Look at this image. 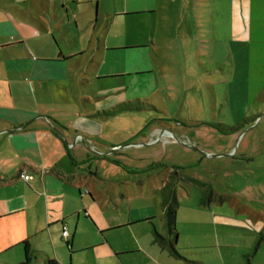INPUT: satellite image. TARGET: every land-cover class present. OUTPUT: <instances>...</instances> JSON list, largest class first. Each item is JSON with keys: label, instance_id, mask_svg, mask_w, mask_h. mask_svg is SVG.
<instances>
[{"label": "rangeland", "instance_id": "obj_1", "mask_svg": "<svg viewBox=\"0 0 264 264\" xmlns=\"http://www.w3.org/2000/svg\"><path fill=\"white\" fill-rule=\"evenodd\" d=\"M63 1L71 22L77 18L81 27L77 29L74 23L69 25L64 21L60 25L63 36L67 44H82L90 58L85 57L75 70L74 76L80 83L69 89L70 82L57 94L60 102L49 98L50 92V95L46 93L47 107L56 117L72 120V127L82 131L77 138L84 142L88 137L94 148L107 143L116 146L142 142L120 151L118 158L117 153L112 154L113 159H103L102 155L91 157L88 167L93 164L92 171L97 175L89 187L104 196L111 195L108 190L115 188L120 193H128L131 208L118 194L116 198L122 206L111 205L112 210L108 215L103 214V218L92 208L99 220L98 230L80 219L77 231L73 232L72 228L75 236L72 264H112L115 259H118L115 263L146 264L144 256L159 249V241H152L158 237L154 226L162 235L166 221L161 194L168 174L164 164L181 166L187 162L188 152L181 135L188 137L190 143H194L193 140L208 142L210 147L220 149L215 154L228 153L218 145L229 137L214 126H232L245 117H257L241 131L253 126L246 131L248 136L264 137V42L260 35L254 34L251 39L234 36L233 0H93L91 5L90 0ZM53 5L48 8L47 3L38 2L31 9L45 15L46 10L54 12ZM124 5L140 13L111 24L109 14ZM55 10L63 13L61 3ZM259 18L252 24L256 30L264 25ZM242 21L238 24L237 20L238 29L245 28V18ZM54 33L60 35L57 29ZM99 39L109 48L124 44L146 47L107 51L93 59ZM80 53L82 51L77 50L76 54ZM132 57H139L141 61L132 62ZM124 102L132 103L130 110L107 113ZM260 118H263L261 123ZM163 130H166L163 136L146 142L152 134ZM236 143L234 146L239 147ZM261 156L264 158V154ZM154 161L162 163L147 168ZM225 181L222 178V184ZM177 188L180 204L176 229L213 234L211 216L191 212L186 207L196 196L194 189H190L191 193L184 183ZM107 199L111 203L110 196ZM261 203L264 205V198ZM146 214L154 219L140 220L139 217ZM130 218L133 221L128 222ZM194 220L198 222L193 223ZM7 235H11L9 230ZM43 239L39 249L64 264L68 249L54 245L47 236ZM92 241H98V247L79 248ZM177 243L182 245L183 242ZM1 247L0 244V253ZM7 249L0 254V264H18L26 259L23 245L15 243ZM107 249L112 253L128 252L115 258H102L101 254ZM121 249L127 250L118 251ZM138 249L141 253L135 251ZM43 253L29 252V258L43 257ZM155 263L165 264L160 259Z\"/></svg>", "mask_w": 264, "mask_h": 264}, {"label": "crops", "instance_id": "obj_2", "mask_svg": "<svg viewBox=\"0 0 264 264\" xmlns=\"http://www.w3.org/2000/svg\"><path fill=\"white\" fill-rule=\"evenodd\" d=\"M36 2L47 3L48 8L54 4V12L46 10L45 15L37 14L31 9ZM60 3L65 10L63 13L55 10ZM92 3L93 0H90L89 4ZM120 8L109 14L113 25L118 19H131L140 13L125 5ZM67 9L63 0H53V3L50 0H0V244L3 253L13 244L22 245L27 240L29 252L43 253L39 242L47 236L54 245L68 249V257L65 255L63 263L72 264L75 242L72 228L73 232L77 231L80 219L90 222L94 230H98L99 220L92 208L103 218V214L108 215L112 210L111 205L122 206L116 198L118 194L128 207L131 202L128 193H120L116 188L114 191L109 189L111 195L104 196L89 187L97 175L92 171L93 164L88 167L91 157L102 155L103 159H113L112 154L142 142L116 146L107 143L94 148L88 137H83L84 142L77 138L82 131L72 127V120L56 117L47 107L46 93H51L49 98L54 97L56 102H60L57 94L63 92L70 82L69 89L80 83V79L74 76L75 70L85 57L87 60L90 58L82 44H67L63 36L60 25L64 21L81 28L77 18L71 22ZM232 14L236 38L251 39L255 34L260 35L261 42H264V25L261 30L252 26L259 17L264 24V0H233ZM244 18L245 28L241 26L238 29L237 20L238 24H242ZM54 29L58 30L61 40ZM98 43L93 59L107 51H132L146 47L124 44L109 48L102 39ZM77 50L82 53L76 54ZM130 60L141 61L139 57ZM262 121L263 118H260L259 123ZM164 131L152 134L146 142L163 136ZM239 131L224 134L229 138L220 141L218 147L223 146L228 153L235 152L223 158L215 156L214 152L220 149L210 147L208 142L193 140L191 142L195 144L190 143L188 137L181 135L188 152L187 162L181 166L164 164L168 174L163 186L172 183L178 205L177 186L180 183L187 185L191 193L195 191L196 198L191 203L187 202L186 207L191 212L199 211L211 216L214 232L200 234L194 230L177 229L173 240L176 252H173V247L166 240L173 238L168 236L165 221L161 237L152 238L153 243L159 241V249L144 256L146 264H156L159 259L165 264H264V236L256 247L264 231V205L261 203L264 198V158L261 156L264 154V137L248 136L247 132L239 137ZM235 141L239 147L234 146ZM194 148L211 152L212 158ZM117 154V158L121 157L120 153ZM161 163L154 161L147 168ZM23 171L31 176L30 179L20 176ZM222 178L227 183L222 184ZM181 194L184 195L183 189ZM149 214L139 217L140 220L152 221L154 217ZM130 220L133 221L130 218L128 222ZM197 222L194 220L193 223ZM64 228L69 233L67 237L63 236ZM8 230L11 235H7ZM154 231L157 234L155 226ZM179 240H182V245L177 243ZM96 243L98 241H92L79 248H96ZM122 250L127 249L118 251ZM135 251L141 253L140 249ZM126 252L112 253L107 249L101 257L110 259ZM43 254L45 256L30 259L29 264H47L49 259L60 264L54 255L45 251ZM115 260L112 264H124L123 261L115 263Z\"/></svg>", "mask_w": 264, "mask_h": 264}, {"label": "trees", "instance_id": "obj_3", "mask_svg": "<svg viewBox=\"0 0 264 264\" xmlns=\"http://www.w3.org/2000/svg\"><path fill=\"white\" fill-rule=\"evenodd\" d=\"M131 106H132V103H125V102L120 103L113 110L107 111V113L113 114L117 111L130 110ZM256 118L257 117H245L244 119L240 120L238 123L232 126L225 125V124H219V125L216 124L214 127L224 134H231V133H234L236 131L243 129L245 126L249 125L250 123H253L256 120ZM162 194H163L162 206L164 209L168 236L173 238V239H169L168 237V239L166 240H168L167 243L173 247L174 245L173 240L177 235L176 214H177V207H178V199L176 196V191L171 182L163 186ZM203 200H205V196L203 197ZM157 235L158 237H161L159 233H157ZM263 236H264V231L260 234V237L256 243V247ZM22 245L24 246V249L26 252V259L20 264H29L30 245L27 240L23 241ZM172 250L173 252H176V249L174 247L172 248ZM47 264H56V262L53 259H49L47 261Z\"/></svg>", "mask_w": 264, "mask_h": 264}, {"label": "water", "instance_id": "obj_4", "mask_svg": "<svg viewBox=\"0 0 264 264\" xmlns=\"http://www.w3.org/2000/svg\"><path fill=\"white\" fill-rule=\"evenodd\" d=\"M249 128H250V127H249ZM249 128H248L247 130H243V131H241L240 134H239V137H240L241 135H243L246 131H248ZM251 128H253V126H252ZM251 128H250V129H251ZM191 147H192V146H191ZM194 149L197 150V151H199V152H201V153H203V154H206V155L209 156V157L212 156V155H210L209 153H206V152H204L203 150H200V149H198V148H194ZM234 152H235V150H233L232 152H229V153L215 154V156H218V157L232 156V155L234 154Z\"/></svg>", "mask_w": 264, "mask_h": 264}, {"label": "built area", "instance_id": "obj_5", "mask_svg": "<svg viewBox=\"0 0 264 264\" xmlns=\"http://www.w3.org/2000/svg\"><path fill=\"white\" fill-rule=\"evenodd\" d=\"M20 176L22 177V178H24L25 180H28V179H30V175L29 174H27V172L26 171H23V172H21L20 173ZM63 236H65V237H67L68 236V231H67V229H63Z\"/></svg>", "mask_w": 264, "mask_h": 264}]
</instances>
